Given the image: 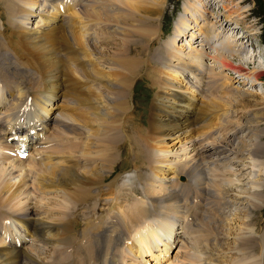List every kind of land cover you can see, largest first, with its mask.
<instances>
[{
	"label": "bare ground",
	"instance_id": "6f19581e",
	"mask_svg": "<svg viewBox=\"0 0 264 264\" xmlns=\"http://www.w3.org/2000/svg\"><path fill=\"white\" fill-rule=\"evenodd\" d=\"M47 1L12 0L5 4L9 33L8 38L4 36L5 42L0 41V47L5 49L7 46L13 56H9L5 66L0 65V147L3 150L8 144L7 138L16 134L29 147L38 139L42 140L25 159L9 158L4 153L0 155V227L9 231L12 222H19L25 215L34 216L32 238L38 247L44 243L43 250L26 245L17 256L19 260L12 263L52 264L57 251L69 245L76 249L74 261L62 264H176L175 260L169 261V253L174 248H177V264H264V229H255L257 222H251L256 218L251 216L252 211L261 212L264 208V192L260 191L262 185L258 180V175L264 173V162H258L264 157V145L256 148L255 142L250 143V147L245 144L248 155L244 156V161L247 160V164L234 170L233 167L224 168L226 164L222 165L223 168L210 166L208 161L211 159L201 153V148L195 146L196 138L191 137L198 129L197 123L221 120L226 107L240 108L252 114L256 119L252 127L257 129L252 131V136L257 138L262 134L258 127L264 121L263 96L247 92L246 97L237 96L236 100L230 84L226 81L219 83L217 76L220 74L212 72L210 75L211 71L205 78L210 81L209 88L203 91L193 85L205 77L199 58L204 61L208 56L214 58L215 55L212 57L208 52L211 48L226 67L230 66V62L227 63L229 58L237 57L238 65L255 59V54H248L245 59L236 54L239 38L230 34L234 27H228L231 32L225 31L226 25L217 27L223 20L207 16L206 7L211 0H199L201 4H196L197 0H187L184 12L188 17L180 18L182 22L176 28L180 30L174 33V37L190 34L193 39L198 34L203 54L200 56L197 48L186 51L168 44H163L164 52L157 53L150 50L151 44L159 34L161 27L157 22L168 0H87V4L84 2L79 8L67 6L62 14L58 5L46 8ZM31 15L35 18L32 19ZM203 21L204 25L200 26ZM125 25L131 29H125ZM213 29L216 32L207 36L206 32ZM0 33L6 34L4 31ZM114 40L118 41L114 43ZM134 46L147 52L145 62L152 64L153 58L161 67L157 68V75L150 73L152 85L157 90L150 107L149 128L142 134H138V130L133 132L138 137L135 135L136 139L131 140L130 148L142 162L139 168L150 170V174L146 176L143 189H134V193L141 194V197L135 195L137 199H134L133 196L129 206L125 203L127 197L120 194L115 182L107 183L111 189L107 191L106 184L99 182L104 181L105 171L114 169L117 159L113 155H119L126 137L125 122L132 117L129 113L133 107L127 99L130 98L133 77L142 67L139 61L130 59L128 51ZM254 64L255 61L252 67L256 66L258 70L254 69L252 74L257 80L264 67L259 62ZM66 66H71L72 75ZM143 67L148 69L150 65L144 64ZM63 83L68 86L65 91ZM211 87L216 88L217 94H207L212 91ZM203 92L205 96H197ZM59 99L63 104H58ZM242 99L247 104L240 102ZM53 108L54 111L60 109V117L45 120ZM29 115H32V125L25 126L22 136ZM50 123L54 125L52 128ZM220 123H206L202 128ZM7 125L11 127V134L5 128ZM235 125L225 130L223 140L215 136L211 139L210 144L218 146L226 157L227 151L234 147L228 141L239 129ZM38 126L40 128L33 136L26 133ZM61 135L64 136L62 139ZM167 135L180 139L181 144L175 151L164 146L169 144ZM33 137L37 140L33 141ZM54 157L58 159L54 160ZM203 168L208 169V175ZM252 171L257 172L256 177L252 176ZM169 172L186 176L188 182L181 184L169 182L167 177L163 179L162 175ZM240 172L249 183L246 191L235 189L241 184ZM192 180L200 182L198 187ZM184 184L190 187L178 190L177 187ZM204 190L213 193L206 196ZM128 191L125 192L130 195ZM181 191L194 193L199 200L203 195L208 199L203 208L206 214L202 216L201 213L186 236L188 241L184 239L187 228L182 221H177L184 214L183 202L181 205L179 201ZM211 195L219 205L225 202V196H229L236 205V212L231 217H223L216 211L207 212L213 203ZM157 197L165 201V205L160 207L157 204L155 209L148 204H153L149 200ZM79 206L84 207L80 210ZM105 206L108 209H103ZM191 212L187 211L188 217ZM204 218L210 221L204 222ZM79 220L84 223L81 236L75 230ZM111 222L113 226L109 227ZM211 222L214 227L210 226ZM149 240L154 241L153 246L149 245ZM6 250L3 248L0 252ZM0 262L9 264L10 259L0 258Z\"/></svg>",
	"mask_w": 264,
	"mask_h": 264
},
{
	"label": "rangeland",
	"instance_id": "374dc122",
	"mask_svg": "<svg viewBox=\"0 0 264 264\" xmlns=\"http://www.w3.org/2000/svg\"><path fill=\"white\" fill-rule=\"evenodd\" d=\"M212 2H215V3L212 4ZM85 3H86V1H85ZM181 3H183L182 11H181L180 16L178 17L179 19L177 18L175 20L174 29H173V35H172V34H169L168 31H171L173 20H174L175 16L177 15V13L180 10ZM197 3L201 4L202 1L200 2L199 0H197L196 4ZM185 8H187V0H168L166 2L165 6H164V10L159 15V20H158L159 22H157L159 24V25L157 24V26L161 27L162 29L159 28V34H158V36H156L154 38V41L151 44V49L150 50H152V51L156 50L157 53H162V52H164V50L162 48L163 44H168V45L174 46L175 49L179 48V49H184L186 51L193 50V49L197 48V51H199V53H200L199 55L201 56L203 54L204 50L200 49L202 47L201 44H200L201 38H199L198 34L195 33L196 35H195V37L193 39L191 38V36H189L190 34L186 35V36H183V37H189V40L188 41L186 40L185 43L183 42L182 39L176 38V37H175L176 39H174V37H173L174 33H178L177 31L180 30V29H176V28L180 27L179 24H181V22H182V21L180 22V18L182 20L183 18L187 19V17H188L185 14V12H184ZM4 10H6V9L2 6V4H0V18H1V21H2V22L0 21V28L2 26H4V25H5L4 27H6V29L3 28L4 30L0 29V32L4 31V33H6L4 35L0 33V41L1 42H5L4 38L5 37L8 38L7 34L9 33V31H8L9 28H7L8 26L6 25V20L8 19V16H7L8 15V11L7 10L4 11ZM206 10L208 12L207 16L218 18L219 20H223L220 24L219 23L217 24V27L224 28V26L226 25L225 31H229V32H231V31L229 30L228 27L229 26H233L234 27L235 30L232 31L230 34L237 35L238 38H239L238 42L242 43V45H239V43H238V50L236 49L237 50L236 54L240 55V57H243V59H245V57H248V54H255L256 55L255 59L251 58L248 61H250L252 64H253V61H255L254 65H256V63H258V62L262 63L261 66L263 68L264 67V0H216V1L215 0H211L210 3L208 2ZM3 12H5V13H3ZM210 12L212 14H210ZM31 18L33 19V18H35V16L31 15ZM229 21H231V22H229ZM199 24H200V26L201 25L203 26L204 25V21L200 22ZM221 24H222V26H221ZM125 26H126L125 29H128V30L131 29L130 26H127V25H125ZM160 29H161V31H160ZM213 32H216V31L214 29L211 30V31L208 30L206 32V35L207 36H212ZM186 33L188 34L189 32L186 31ZM238 34L242 35L243 37L239 36ZM225 36H227V35H225ZM191 40L193 41V44L191 43ZM117 41L118 40H114L112 42L115 43ZM140 42L141 41L138 40V43H140ZM196 43H198L200 46H198V44H196ZM3 49L4 48L0 47V65L1 66L2 65L5 66V62L7 63L9 61V56L13 57L12 53L9 52V49H8L7 46H6V48L4 50ZM6 51H8V53ZM138 51H140V52H139L138 55H136V53ZM4 52H6V54H4ZM128 52H130V54H131V58H130L131 60L135 59V60L139 61L141 63V65H142V67L138 71H136V73H138V75L133 77L132 86H131V90H130V98L127 99V100L130 101L131 106L133 107L131 113H129V115H131L132 117H131V119H128L125 122L126 127H125V130H124V133H125V136L127 138L126 137L124 138L125 142L122 143V147L120 149L121 152H122V158L120 159V155H121L120 150L118 151L119 155H113V157L117 159V161L114 162V165H115L114 169H112L110 171H108V170L105 171L106 174H105V176L103 178L104 181H101L99 183L103 184L104 186L106 184L105 190L107 191V190L110 189L107 186V183L115 182L116 183V189L120 191L121 195L124 193L123 196H125V198L127 197L125 203L127 202L126 204H128L130 206V204L133 202V198L137 199V197H135V195L136 196L138 195L139 198L141 197V194H135L134 193V189L139 190L138 188H143L144 187L145 182H146V176L148 174H150L149 173L150 170H147L146 168H144V169H140L139 168L138 165H142V162L135 155H134V158H137V159L133 158V154H132V150L133 149H131L130 152H129V147L131 148V140L133 138L136 139V137H134V136L135 135L137 136V134L133 133V132H136L135 130H138L137 131L138 134H140V133L142 134L143 131H147L148 128H149V126H148L149 125L148 116H150L149 114H150V109H151L150 107H151L152 99L154 97L155 91L157 90V87L152 85V81H151L152 80V78H151L152 75L150 73L152 72L153 76L157 75V72H158L157 68H160L161 64L158 63V62H155L154 59L151 58V56H150V58L152 59V61H151L152 64L150 62H145V60L147 58V52L146 51H144V52L141 51L139 49V46L132 47V49H130ZM208 52H210L212 57H213V55H215V56H214V58H209V56H208L207 60H205V61L202 58L198 57L199 60H200L199 63L202 64L201 65L202 66V71L205 74V77L202 78L200 82H197V83H195L193 85L199 87L201 90L203 89V91L207 87L209 88L208 83L210 84V81L205 80V78H206V74H208L211 71L210 75L212 74V72L217 73L216 75L220 74L219 76H217V77L220 78L219 79V83L221 81H223V82L226 81V82H228L230 84V88H232L233 93H236V100H238L237 96L248 95L247 92L253 93V94H257L260 97H262V96L264 97V70L263 71L260 70L263 73H261L260 77H258V79L255 80V75L252 74V71L254 69L258 70V67H256V66L252 67L251 63L247 64L246 62H243L241 65L240 64L238 65V60H236L237 57L229 58V57H231V56H229L228 57L229 59H227V63L229 64V62H230V66H228L229 68H226V66L222 65L218 61V58L216 57L217 54L213 50V48L209 49ZM215 57L217 58V60L215 59ZM144 64L150 65V67L148 68L149 70L147 69V67H143ZM153 64H154V66H153ZM66 68H67L68 72L72 75L71 66H66ZM104 68L106 70L107 67L105 66ZM235 70L237 72H235ZM146 71H147V73H146ZM184 71H185V69L183 70V72ZM185 82L186 81H184L183 83L185 84ZM62 86H63V90L64 91L68 89V88L65 87L67 85L64 84V83L62 84ZM214 88L211 87L210 89H212V91H207V94L208 93L217 94L214 91L216 88L215 89ZM197 96L202 98L203 96H205V93L204 92L203 93H199V95L197 94ZM229 99H231V101L234 102L232 97H230ZM59 100H60V102H62V99H59ZM240 102H242L243 104H247V103H245L246 102L245 99L240 100ZM58 104H63V103H58ZM240 104L241 103H239V105ZM231 109H232V111H231ZM234 110H237V111H234ZM57 112L60 113V110L58 109ZM228 112H230V113H228ZM64 115L67 116V117L71 116V115L69 116L68 113H64ZM221 115H222L221 120L220 119H209V120H206L207 122L201 121V122L197 123L198 129H197V131L193 132L194 134L191 135V137L196 138L195 146L201 148V153H203V155H206L207 159H211L210 161H208V163L210 162V164H209L210 166H211V164L212 165H216L217 167L220 165L219 168H223V166H225V164H226V166L224 168L230 169L231 167H233L232 169L238 170V169H240L239 168L240 166H243L242 164H247V160L244 161V159H245L244 156L248 155L246 150H244L247 147V146L244 147L245 144L250 147V145H251L250 143L255 142L256 148L257 147H261L262 145H264V134H263L264 133V121L258 127L262 131V134H260V136H257V138H256V136H252V131H254V132L257 131V129L255 130L254 127H252V125H254V122L256 121V119L253 118L252 114H250L248 112H245L243 109H240V108L239 109L238 108L235 109L233 107H230V108L226 107V110H223V114H221ZM58 116H59V114H58ZM185 116H187V114H185ZM223 116H225V117H223ZM189 119L193 120V117H191V118L189 117ZM147 120H148V122H147ZM206 123L207 124L220 123V124L217 125V126L209 127L208 129H205V127L202 128V125L206 124ZM225 123H226V125H225ZM232 123H233V125H235L234 123H236V124L238 123L234 127L236 128V126H237V127H239V129L236 131L237 133L235 132V134L232 135L231 139L228 141V144H232L234 147L231 148V150L227 151V157H226V153L223 152L218 146L212 149V147H214L215 145L213 146L210 143H211V139H212L213 136L217 137L218 140H223L224 139V135L226 133L225 130H228L231 126H233ZM228 124H230V125H228ZM226 126H228V127H226ZM234 127H233V130L235 129ZM248 127H250V128H248ZM212 128H214V130ZM247 128L249 129L248 131H247ZM211 130L214 131V132H212ZM58 131L60 133H62L60 131L59 127H58ZM127 132H130L129 133L130 135L127 134ZM202 133H204V135ZM65 136L67 137V132H65ZM63 137L64 136L61 135V139ZM219 137H221V138H219ZM128 139H130V140H128ZM166 141H168L169 144L168 145H164V146L166 148H168L169 150H171V151H175L176 149H178L179 145L181 144L180 139H178L174 135H167L166 136ZM203 144H204V148L202 149ZM200 145H202V146H200ZM239 149H242V150L239 151ZM235 150L236 151L238 150L240 153H233ZM60 152H58V153H60ZM56 155L58 156L59 154L56 153ZM113 157L111 156V158H113ZM211 157H213V158H211ZM235 157L237 158L236 160H235ZM54 158H53L54 160L58 159V157H54ZM227 161L229 163L230 162L231 163L229 164V163H227ZM204 162L205 161L203 160L202 163H204ZM232 162H234V164H232ZM258 162H264V157H260L258 159ZM205 166L206 165L203 164V167H205ZM138 168L141 171L140 172L141 173V177L139 176L140 175L139 173H138L137 177H134V173H135L134 169L138 170ZM203 169H204L205 175H208V169L207 168H203ZM245 171H248V169L245 170ZM122 172H124L125 174L128 173V174H130L133 177V179L131 181V184L128 183V182L123 183V181L121 180V173ZM176 174L177 173H170L169 172L167 174L164 173L162 176H163V179L165 177H167V180L171 179V180H168L169 182H171V181H174V179L175 180L176 179L179 180V177L181 175H176ZM119 175H120V178L118 179ZM240 175H241V172L238 173V176H240ZM244 176L245 175L240 176V178H241L240 179V183L241 184H240L239 187L236 186L235 189H238V190H241V191H244V190L246 191V189H249V183H247V181H245L246 178H244ZM252 176L256 177L257 176V172L256 171H252ZM258 180L260 181V186L262 185L261 188H259V189H260V191L264 192V173H260L258 175ZM184 181H186V183H187L188 182V178L184 179ZM184 181H182V182L177 181V182L182 184ZM192 181H194V180H192ZM143 183H144V185H143ZM244 183H245V185H244ZM118 184H119V186H117ZM198 184H200V182L197 181L196 187H198L197 186ZM120 185H121L122 188L120 187ZM188 187H190L189 184H188ZM122 189L124 191H122ZM125 191L126 192L128 191L130 195H127V193ZM131 192H133V193H131ZM206 192H205L206 196H208V194L213 193L212 191L210 193L209 192L206 193ZM125 193H126V195H125ZM184 194H185V196H183ZM213 195H211V199H212L214 204L212 203L211 207L209 206L210 208H208V210H206L207 212L209 211V212L213 213V212L216 211L215 213H217V214H219V215H221L223 217H225V216L226 217H231L233 215V213L236 212L235 211L236 210L235 209L236 205L234 203H232L233 201H232L231 198H229V196H225V202H221L220 205H219V204L215 203L216 200H214L215 197H213ZM188 196H190L192 198H190ZM182 197H183V199H182ZM179 198H180V200H179L180 204L183 202L182 203L183 205L182 204L181 205L184 206V208L186 209L184 214H187V211L189 209L193 210L194 208L198 207L197 203H198L199 199H197L195 197L194 193L182 192L181 191L179 193ZM184 198H185V200H184ZM200 198H202V196H200ZM127 199L129 200V202H128ZM130 199L132 200V202H131ZM158 199H159V197L154 198V199L151 198L149 201H152L151 203H153V204L155 203V205L150 204V203L148 205L154 206V208H155V206L157 204L160 207H161L162 204L165 205V201L161 200V198L159 200ZM196 199H197V201H196ZM187 200L190 201L189 204H187ZM207 200L208 199H206V197L204 196V202L202 201L203 202V208H205L207 206V203H206ZM138 201L141 202V199L140 200L138 199ZM105 202H107V200ZM228 203L230 204V206H229ZM123 205H124V203H123ZM148 205H146V206H148ZM187 205H189V206H187ZM226 205H228V206H226ZM263 205H264V203H263ZM107 206L103 207V209H108ZM159 206H158V208L160 209ZM82 207H84V206H79V209L82 210ZM182 210H183V208H182ZM262 210H264V208H262ZM262 210H261V212L259 210L258 211L256 210L257 212L253 210L252 213H251V216L256 217V218L253 219V221L251 219L252 223L253 222H255V223L257 222L256 223L257 227H255V229H257V228L260 229V230H261V228L264 229V211L262 212ZM202 212H205V211L202 209ZM177 213H179V211L175 213V216L178 215ZM205 214H206V212H205ZM78 216H79V218H81L79 213H78ZM148 216H150V215H148ZM96 217H97V215L94 216V218H96ZM203 220H204V222L210 221V219H208V218H204ZM239 220H241L240 217H239ZM79 221H81V220H79ZM177 221H181V220L177 219ZM81 222L83 223V221H81ZM82 223L78 222L75 225V230H76V232L78 233L79 236H81L82 235L81 233H83V231L81 229L83 228L84 223H83V226H82ZM109 225H110L109 227L113 226L112 222ZM210 226L214 227V222H211ZM123 231H127V230H123ZM125 233L127 234V232H125ZM91 235H93V233H91ZM213 238L215 239L216 237H213ZM84 241H86V240H84ZM116 245H117V243H116ZM38 248H40V246ZM41 249L42 250L44 249V243H41ZM41 249H39V250H41ZM75 250L76 249L71 248V246H69V245L67 247H65V248L59 249L57 251V253H56V258H55L56 260L53 259L52 264H56V262L59 259L61 260V261L58 262L59 264L66 263L69 260H73L74 261ZM70 252L73 255L70 254ZM63 253H66V254H63ZM174 254H175V251H173L172 255L174 256ZM64 255L66 257H64ZM71 257H72V259H71ZM169 258H171V257H169Z\"/></svg>",
	"mask_w": 264,
	"mask_h": 264
}]
</instances>
